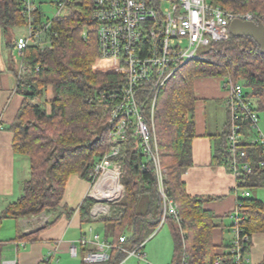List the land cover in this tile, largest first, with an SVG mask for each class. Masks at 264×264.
I'll list each match as a JSON object with an SVG mask.
<instances>
[{
  "label": "trees",
  "instance_id": "1",
  "mask_svg": "<svg viewBox=\"0 0 264 264\" xmlns=\"http://www.w3.org/2000/svg\"><path fill=\"white\" fill-rule=\"evenodd\" d=\"M214 1L232 12H255L254 22L264 24V0ZM67 7L65 16L51 21L44 45H30L21 53L28 68V74L19 77V91L25 100L11 130L13 148L29 157L31 173L22 196L0 215V225L8 217L58 213L70 175L78 173L91 182L96 163L111 148L110 117L125 83L124 65L100 54L91 0H73ZM0 19L5 28L25 27L22 0H0ZM36 20L39 26L44 21L40 7ZM206 48L205 59L183 65L161 89L156 102V130L166 185L179 205L180 221L174 217L166 220L175 243L172 264H216L218 258L221 264H234L231 247L216 252L213 230L219 224L216 215L205 209L208 199L189 195L183 180L193 162L192 143L197 136L195 79L231 78L243 84L247 100L256 111L264 110V42L248 33L231 34L227 41ZM141 97L147 114L152 98L149 90ZM244 125L248 135L250 124ZM228 132L218 135L215 151V162L227 168ZM243 146L255 171L245 175L238 188L264 185V170L258 166L264 160V147L248 141ZM139 148L138 139L131 133L118 157L126 193L122 201L112 204L111 217L99 219L110 228L111 236L106 240L114 246L111 260L101 264H118L125 257L119 249L121 237H126L124 247L134 249L146 243L161 225L164 207L155 171ZM95 203L89 197L82 204L83 222L91 221ZM234 213L244 216L240 227L242 235L250 237L246 244L249 249L253 233L264 231V206L259 199L244 195L239 197Z\"/></svg>",
  "mask_w": 264,
  "mask_h": 264
},
{
  "label": "built area",
  "instance_id": "2",
  "mask_svg": "<svg viewBox=\"0 0 264 264\" xmlns=\"http://www.w3.org/2000/svg\"><path fill=\"white\" fill-rule=\"evenodd\" d=\"M60 0L63 10L68 2ZM92 17L96 22L99 50L103 58L118 59L124 65L125 83L122 93L112 108L109 137L111 148L91 172L90 197L96 203L94 216L107 211L110 203L123 200L125 186L121 182L122 165L118 159L122 145L131 133L138 139L141 154L152 164L155 178L163 202L161 225L167 217L180 221L179 205L170 196L166 185V170L163 168L159 138L156 130V102L161 89L168 80L186 63L203 60L201 49L214 42L227 41L231 37V26L236 20L255 21V12H232L226 10L214 0H91ZM39 6L36 0H22V13L26 16L27 35L20 37L17 48L20 53L30 45H44V39L50 31L51 21L37 23L36 12ZM264 19V16L262 17ZM87 35V32L84 33ZM36 70H39L37 67ZM28 74L27 66L22 62L19 77ZM229 107L228 132V170L238 181L244 183V176L253 174L255 166L249 160L244 142L264 147V132L259 126V114L247 100L245 87L241 83L224 78ZM149 90L150 111L146 114L141 93ZM244 123L250 124L249 134H245ZM1 127V126H0ZM264 170V160L258 162ZM142 170H146L145 165ZM245 191L246 196H250ZM107 205H106V204ZM100 211V212H99ZM99 212V213H98ZM233 243L230 251L234 264H248V235H242L240 223L244 216L234 213ZM119 249L125 257L118 264H125L131 256L146 261L145 243L134 249L126 248L120 239ZM87 243L86 239L81 241ZM97 247L87 249L82 255L84 263L101 264L111 260L113 245L96 238ZM77 255L76 247L71 250ZM221 258L216 264H221Z\"/></svg>",
  "mask_w": 264,
  "mask_h": 264
},
{
  "label": "crops",
  "instance_id": "3",
  "mask_svg": "<svg viewBox=\"0 0 264 264\" xmlns=\"http://www.w3.org/2000/svg\"><path fill=\"white\" fill-rule=\"evenodd\" d=\"M15 27L22 26L5 28L0 19V43L11 51V56L5 60L0 57V215L22 196L31 173L29 157L13 148L14 133L11 130L25 100L19 91L22 56L17 63L13 55L15 50L19 52L17 41L24 35L16 36L12 31ZM223 79H195L197 136L192 143V165L183 175L187 193L207 198L205 209L217 217L219 225L213 230L217 253L227 251L233 243V215L239 197L249 191L250 197L259 199L264 206V185L238 188V181L228 168L215 162L218 135L229 129V107ZM91 186V182L78 173L71 174L58 213L5 218L0 225V264H78L77 259L83 264L82 255L85 250L97 247L96 238L106 240L111 236L108 233L110 228L99 220L101 217L94 216L95 205L91 210V221L83 222L81 206L90 197ZM128 234L130 236V232ZM83 239L87 240L86 244L81 242ZM73 245L76 256L70 252ZM130 245L131 241L128 247ZM174 254L173 240L170 264L174 261ZM247 258L248 264L264 263V231L253 233Z\"/></svg>",
  "mask_w": 264,
  "mask_h": 264
},
{
  "label": "rangeland",
  "instance_id": "4",
  "mask_svg": "<svg viewBox=\"0 0 264 264\" xmlns=\"http://www.w3.org/2000/svg\"><path fill=\"white\" fill-rule=\"evenodd\" d=\"M59 2L60 0H36L37 5L40 7V10L42 11V16L44 21L46 22L52 21L55 17L65 16L68 13L69 11L68 7L62 10L61 7L59 6ZM12 31L16 33V36L27 35V29L24 26L17 28L15 27L12 29ZM231 33L252 34L257 39L264 42V24L261 22L236 20L232 23ZM206 50L207 48H203L201 49V52L204 53L206 52ZM13 55L15 57L14 61L19 63V61L21 60L20 57L21 55L19 54V52L15 50L13 52ZM7 56H11L10 49L6 45L0 43V57L5 60ZM257 111L259 114V126L262 130L264 125V110H257ZM157 122H158V118H157ZM156 125H159V123L158 124L156 123ZM158 133L160 136V131H158ZM121 182L123 183V165H122ZM123 185L125 186L124 183ZM125 193H126V186H125ZM112 204L113 203L111 204L109 203L108 206L105 207L107 211H102L99 215H96L95 217H111ZM144 251L147 254L146 261L139 260V258L136 256H131L130 258L127 259L126 264H170L171 263L172 253H173V238H172L169 221L165 222L163 225H160L154 237L147 240ZM76 261L78 264L80 263L79 259H77Z\"/></svg>",
  "mask_w": 264,
  "mask_h": 264
}]
</instances>
